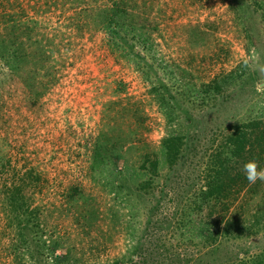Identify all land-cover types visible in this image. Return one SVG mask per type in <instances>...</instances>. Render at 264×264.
<instances>
[{"label":"rangeland","instance_id":"obj_1","mask_svg":"<svg viewBox=\"0 0 264 264\" xmlns=\"http://www.w3.org/2000/svg\"><path fill=\"white\" fill-rule=\"evenodd\" d=\"M149 1L150 16L163 27L164 51L188 67L193 85L202 89L199 83L216 76H235L208 88L214 92L201 100L189 85L191 92H184L178 80L156 70L173 95L169 116L159 109L151 83L121 65L103 45L104 33L76 14L87 13L79 9L94 0H0V42L11 43L5 26L27 28L42 41L36 48L43 46L55 79L32 97L0 46V187L36 172L25 206L38 205L41 225L33 227L37 235H8L0 208V264H52L57 256L67 264H113L134 247L140 257L151 252L152 264H264V182L246 180L240 187L226 215L237 220L229 232L208 237L181 226L189 210L185 194L202 186L220 131L264 118V3ZM189 25L203 31L194 46ZM30 62L21 68L31 71ZM36 73L20 75L38 83L44 72ZM179 135H185L182 158L171 168L161 142ZM97 142L98 164L92 166ZM71 183L83 197L74 191L77 200L67 204ZM48 241L57 242L50 257Z\"/></svg>","mask_w":264,"mask_h":264},{"label":"trees","instance_id":"obj_2","mask_svg":"<svg viewBox=\"0 0 264 264\" xmlns=\"http://www.w3.org/2000/svg\"><path fill=\"white\" fill-rule=\"evenodd\" d=\"M72 1L68 0L69 4ZM77 1L79 2V0ZM261 1L264 3V0ZM88 5L90 6L86 9H79L80 11L87 10V13L82 14V12H77L76 14L79 17L83 15L86 24L90 28L93 27L95 30L104 33L102 39L103 45L107 47L109 52L121 65L131 68L141 81L151 83V88H153L158 100L159 109L166 116L174 112L173 107H175V104L172 101L173 95L167 92L168 88L165 87L164 81L160 76L161 70L164 77L178 80V85L183 86L184 92H189L188 88H191L193 89L192 93L197 92L200 94L201 100H204V94L214 92L208 88L214 87V85L218 87L223 84L227 85L229 80L235 77L233 73L223 77L216 76L214 80L208 83H199L203 87L202 89L193 85L189 81L191 73L188 71V67H184L179 60L171 59L168 53L164 51L162 43L167 45V41L162 34L163 27L157 18L150 16L152 5L149 0H108L100 4H96L94 0V3ZM86 19H89V21ZM12 25L5 26V31L7 32L5 37L11 43L6 44L7 40L3 43L4 39H1L0 46L4 47L5 54L8 55L7 58L13 60L14 68L17 69L15 71L19 72L15 74L23 80L27 90L33 93L29 91L32 97H36L42 90L47 89L55 81L51 65L46 66L47 62L49 64V57L42 45L37 50L36 47L42 42L39 38L33 40L27 28L21 27L20 32H18L17 28ZM185 31L190 36L192 46L200 42V38H196L195 36L196 34L201 35L200 32L203 31L196 30L195 26L192 25L185 27ZM156 38H160L161 41H158ZM32 43H34L33 48L31 46ZM29 59L34 69L24 71L21 65L28 63ZM36 69H41L44 72L38 83L25 79L32 77L30 75H20H34ZM152 77H154V80H152ZM188 85L190 87L187 88ZM188 120H185L187 124L189 123ZM219 135L220 147L212 154L214 155V159L211 158L210 163L205 164L206 170H203V176H201L202 186L198 189H192L185 194L187 200L190 201L187 204L189 210L187 213L183 212L184 218L182 221L184 222L181 224L183 226L182 229L191 230L193 234L208 235V237H211V235L214 237V235L221 234L223 231L229 232L232 225L234 226L237 222L232 216L229 218L226 215L229 213L233 200L239 194L240 187L246 182L245 174L242 170L244 163L255 158L261 167L264 166V118L259 117L253 120L227 124L220 131ZM183 136L185 135L167 137L161 142L162 147L166 150L167 161L171 168L182 158ZM93 148L94 151L92 152L90 163L92 166H97L96 152L99 150H97L98 142L95 143ZM97 156L99 161H101L98 153ZM155 162L156 160H150L152 166L156 165ZM142 166H144V163L140 167L142 168ZM37 179H39V175L29 170L21 173L11 184L4 182L1 185L0 208L2 211L4 209L6 211V219L2 230L7 229L8 235L38 234L33 229L34 226L36 228L41 226L37 216L38 205H35L31 209L25 206V195L28 194L30 196L31 193H28V189ZM74 191L78 194L74 184L71 183L67 190L69 193H66L64 196L67 204L77 200V195H75ZM78 195L80 198L83 197L80 194ZM213 213L216 215L213 216ZM221 219L224 220L223 223L225 225L224 228L222 227L223 230L220 227ZM52 242L54 243L55 241ZM52 242H47L48 252L46 256L49 257L52 256V252L49 251L53 246ZM54 244H57V242ZM15 248L16 250L18 249L17 246ZM164 249L167 251L166 248ZM139 250L138 247H134V250L131 251L126 260L123 262L115 260L113 264H144L148 261L147 264H152L151 252L147 253V256L152 259V263L149 257H140ZM175 256H177L175 253L167 255V257H173L174 261ZM161 262V264H165L164 260ZM67 263H70L69 259L57 256V258L53 259L52 264ZM172 263L174 264L172 259L166 262V264Z\"/></svg>","mask_w":264,"mask_h":264},{"label":"clouds","instance_id":"obj_3","mask_svg":"<svg viewBox=\"0 0 264 264\" xmlns=\"http://www.w3.org/2000/svg\"><path fill=\"white\" fill-rule=\"evenodd\" d=\"M242 170L250 184H255L258 180L264 182V167H261L255 158L245 162Z\"/></svg>","mask_w":264,"mask_h":264}]
</instances>
